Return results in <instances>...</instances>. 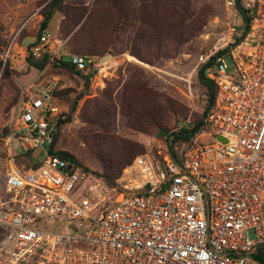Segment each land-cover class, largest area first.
Returning a JSON list of instances; mask_svg holds the SVG:
<instances>
[{"label":"built area","instance_id":"built-area-1","mask_svg":"<svg viewBox=\"0 0 264 264\" xmlns=\"http://www.w3.org/2000/svg\"><path fill=\"white\" fill-rule=\"evenodd\" d=\"M257 1L261 10L242 42L207 60L204 76L215 87L203 119L207 139L180 164L162 145L156 158L136 157L108 186L49 154L62 114L51 96L56 77L40 96L19 102L2 140L8 168L0 191V264H261L254 256L264 249V0ZM252 2L240 0L247 15ZM39 11L12 32L2 68ZM64 48L44 29L29 53L47 57L45 72ZM68 61L90 75L103 64L77 55ZM37 150L40 165L18 170V156Z\"/></svg>","mask_w":264,"mask_h":264},{"label":"rangeland","instance_id":"rangeland-1","mask_svg":"<svg viewBox=\"0 0 264 264\" xmlns=\"http://www.w3.org/2000/svg\"><path fill=\"white\" fill-rule=\"evenodd\" d=\"M46 1L50 0H0V54L12 32ZM231 1L62 0L47 29L65 42L63 56L102 61L101 71L92 75L31 67L27 56L42 18L37 19L40 23L30 22L17 37L10 63L0 67V191L8 168L2 140L18 104L40 96L52 77L58 82L51 96L62 111L58 120L64 122L54 152L69 154L107 181L119 178L136 155L156 158L157 148L166 146L165 136L192 128L204 117L208 94L198 71L208 58L239 45L242 41L237 40L245 38L262 7L255 0L253 15L245 14L246 24L236 7L228 6ZM227 65L231 73L229 60ZM204 132L206 128L182 146V160L191 146L206 141ZM41 158L37 150L29 160L18 158L15 165L26 170Z\"/></svg>","mask_w":264,"mask_h":264},{"label":"trees","instance_id":"trees-1","mask_svg":"<svg viewBox=\"0 0 264 264\" xmlns=\"http://www.w3.org/2000/svg\"><path fill=\"white\" fill-rule=\"evenodd\" d=\"M61 1L62 0L46 1V5H48V8H47V10L45 11L44 14L40 13L41 17H42V20H41V23H40V26H39V29H38V32H37V37L40 35V32L42 30L47 29V23L51 19V16L53 14V10L55 9V7ZM46 5H44L42 7V9ZM235 7H236L237 12L239 13L241 18L243 19V21L246 24H248L249 20L247 19L246 15H245L246 14L245 11L241 7L240 0H235ZM243 38H244V36H243ZM243 38H240L239 40H237V44L240 43L243 40ZM29 50H30V48H29ZM225 52H228V50L219 52V54H223ZM213 58H214V56H212L210 60H212ZM27 60H28V62L30 64V66L33 67L34 69L38 70V71L43 70L44 67L47 66L48 63H49L47 57H43L40 60H34L29 52H28ZM210 60L207 61L202 66V68L198 71V80H199L200 84H202L203 87L206 89L207 94H208L207 95V98H208L207 107H206V109L204 111V117L201 120H199L192 128H182V129H180V130H178L176 132H171L167 136H165V139H164L171 160L173 162L177 163V164H180L181 160H182V158L178 156L179 153L181 154V152H182L181 151L182 146L184 144L190 143L192 141V139L202 130V128H206V126H205V124L203 122V119L205 118V116H206V114H207V112L209 110V105H210V103L213 102V99H214V96H215V87H214L213 83L211 81L207 80L205 78V76H204V70H205V68L207 66L210 65ZM0 67H2V62L1 61H0ZM4 67H6V65ZM50 68H52V69L53 68L63 69V70H66L68 72H74L76 74H83V73H80V72H77V71L73 70V68L70 67L69 61H68V57H66V56H62L60 62L58 64H52L50 66ZM88 75H90V74H88ZM74 109H75V107H72V110H74ZM60 116L61 115H59V117L57 118L56 130H55V134H54V140H53L52 145L50 146L49 154L57 156V157H59L61 159H65V160L71 161V162H73L75 164H78L76 162V160L73 157H71L69 154H67L65 152H54V146H55V142H56V139H57V136H58L59 128L64 123L62 120H58V119H60ZM206 130H207V128H206ZM138 156H140V155H136L132 159V161ZM30 157H31V155L30 154H26V153H22V154H20L18 156V158L28 159V160H29ZM132 161L127 166H129L132 163ZM39 165H40L39 162L38 163H31V167L32 168H37ZM78 165H80V164H78ZM85 171L88 172L87 170H85ZM88 173H91V172H88ZM93 175H95L96 177L101 178L106 183L107 180L103 176H98L97 174H93ZM117 179H114L112 181H107L108 184L107 183L106 184L108 186H113ZM254 258L257 261H259L261 264H264V249L263 248H259L257 253H256V255L254 256Z\"/></svg>","mask_w":264,"mask_h":264},{"label":"crops","instance_id":"crops-1","mask_svg":"<svg viewBox=\"0 0 264 264\" xmlns=\"http://www.w3.org/2000/svg\"><path fill=\"white\" fill-rule=\"evenodd\" d=\"M38 18L41 20V17H38ZM38 18H36V20H37ZM36 20H35V21H36ZM40 20H37V22L40 21ZM35 21H33V22H35ZM29 23H30V22H29ZM29 23H28V24H29ZM28 24H27V26H28ZM27 26H26L25 28H27ZM32 43H33V40H32V42H31V44H32Z\"/></svg>","mask_w":264,"mask_h":264},{"label":"water","instance_id":"water-1","mask_svg":"<svg viewBox=\"0 0 264 264\" xmlns=\"http://www.w3.org/2000/svg\"><path fill=\"white\" fill-rule=\"evenodd\" d=\"M220 140H222L221 138H219Z\"/></svg>","mask_w":264,"mask_h":264}]
</instances>
